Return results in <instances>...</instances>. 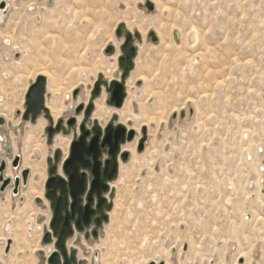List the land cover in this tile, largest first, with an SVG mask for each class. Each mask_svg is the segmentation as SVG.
<instances>
[{"label": "rangeland", "instance_id": "rangeland-1", "mask_svg": "<svg viewBox=\"0 0 264 264\" xmlns=\"http://www.w3.org/2000/svg\"><path fill=\"white\" fill-rule=\"evenodd\" d=\"M152 1L154 10L146 0H0V89L8 93L3 105L15 106L7 115L18 124L16 110L45 71L49 86L60 84L64 117L77 101L92 98L97 80L105 82L95 99L100 110L115 108L108 84L123 74L125 40L117 29L125 24L139 31L127 96L115 109L138 137L146 127L148 140L143 151L133 144L131 159L121 163L114 187L120 206L108 226L118 248L106 264H233L242 252L247 264H264V198L252 200L258 193L253 181L264 169V0ZM2 2L14 5L11 12ZM156 30L163 40L152 39ZM75 88L79 97L71 99ZM149 116L157 119L146 121ZM37 121H22L15 131V152L31 174L21 195L0 192L1 264H48L52 250L43 243L51 208L40 186L58 146ZM254 210L246 223L244 214ZM9 220L13 249L5 255Z\"/></svg>", "mask_w": 264, "mask_h": 264}, {"label": "flooded vegetation", "instance_id": "flooded-vegetation-1", "mask_svg": "<svg viewBox=\"0 0 264 264\" xmlns=\"http://www.w3.org/2000/svg\"><path fill=\"white\" fill-rule=\"evenodd\" d=\"M111 81L108 84L110 92L108 103L116 107L111 102L113 91ZM104 83L102 81L99 84L100 91L97 95L92 93L94 84L91 90L92 98L89 97L87 102L77 101L72 114L64 117L61 113L55 118L47 105L48 94L52 95L47 89V79L44 108L49 112L43 108L35 119L30 115L26 120L23 118L25 110L23 113L19 111L16 116L21 115L22 120L20 119L18 124L14 120L9 124L4 120L0 122V134L7 138V141L0 144V174L4 164L5 178H11L8 175L9 168L14 170L13 176L21 179L23 170L29 168L23 166L21 154L15 152L13 147L15 131H20L22 121L35 123L40 117H44L47 120L45 129L49 142L53 141L57 134L71 135L67 155L64 148L55 147L54 155L49 159L45 188L40 186L51 208L49 227L45 232L49 236L46 241L43 240L45 245L52 248L48 264H106L109 252L113 249L117 252L118 245L113 247L111 238L113 235L109 234L108 227L112 223L111 214L115 208L114 187L120 175L121 163L131 159L133 144L136 143L139 149V143L145 138L143 141L145 149L148 135L138 137V129L128 127L117 119V113L105 124L93 116L96 108L95 99L102 94ZM79 92V88H75L72 98L71 96L69 98L78 99ZM120 125L125 129L119 128ZM132 130L133 134L130 137ZM18 156V164L14 166L13 162ZM30 174L31 170L28 180ZM3 185L0 181V188ZM12 186L11 181L4 190L8 191ZM21 187L23 185L19 189ZM49 192H52L51 196H48ZM37 197L39 202L43 201L42 196ZM53 256L54 259L51 261L50 258Z\"/></svg>", "mask_w": 264, "mask_h": 264}, {"label": "water", "instance_id": "water-1", "mask_svg": "<svg viewBox=\"0 0 264 264\" xmlns=\"http://www.w3.org/2000/svg\"><path fill=\"white\" fill-rule=\"evenodd\" d=\"M146 6L148 7L149 10H154L155 9V3L152 0H146ZM1 7L4 8L5 11L9 10V6L6 2L1 3ZM117 34L118 35H124L125 40L124 43L121 45V49L123 51V55L119 56V64L123 68V74L121 75L120 78H116L111 81V89L112 91V97H111V102L116 105V107H121L124 105L126 96H127V83L126 79L129 75V73L132 71V69L135 66V59L137 57V46L133 44L135 39H141V34L139 31H131L127 28L125 24H121L118 29H117ZM150 36L154 41H158L159 38L156 34L155 31L150 32ZM112 50V47L107 48V52H110ZM46 82H47V77L44 74H40L37 76L35 81L29 86L26 96H25V112L23 114L24 119H29L30 115L32 119H35L38 114L41 113V110L44 108V102H45V90H46ZM102 82V80H98L95 84V88L93 89L92 93L94 95H97L100 91L99 84ZM46 112H49L47 108H44ZM90 111V107L88 109V112ZM190 115H193L194 109L190 107L189 109ZM19 113V112H18ZM177 115V114H176ZM175 115V116H176ZM186 116V111L181 110L180 112V118L184 119ZM0 122H3V118L0 119ZM119 128L125 129L123 125H120ZM133 130L130 132V137H132ZM143 135L146 137L148 135L147 133V128H143ZM145 138L141 140L139 143V150H144V145L143 141ZM19 160V156L16 158V160L13 162V165H17ZM4 162V161H3ZM3 166L1 167V174H0V181L4 184L1 188L0 191L4 192V187L8 184L11 183L12 179L11 178H5L3 176ZM30 173L29 168H25L22 172V179L19 177H16L14 180V185H13V193L14 194H19L20 192V186H27L29 180L28 176ZM52 192L48 193V196H51ZM23 199V198H22ZM49 234L46 233L43 240L46 241L48 239ZM13 244V239L9 238L7 240V245L5 248V252L8 253L11 249V246ZM188 246L185 244L184 249L187 250ZM176 252V248L174 250ZM55 256V255H54ZM54 256L50 258L51 261H53ZM239 263H244L245 259L243 257H240L238 260ZM1 264V263H0ZM150 264H156L155 261H151ZM158 264H167L165 260H161L158 262Z\"/></svg>", "mask_w": 264, "mask_h": 264}, {"label": "bare ground", "instance_id": "bare-ground-1", "mask_svg": "<svg viewBox=\"0 0 264 264\" xmlns=\"http://www.w3.org/2000/svg\"><path fill=\"white\" fill-rule=\"evenodd\" d=\"M56 2H58V1H56ZM31 4H35V3H33V2H31L30 3V5ZM57 4V3H56ZM12 5L13 4H8V6H9V11L11 12V10H12ZM14 6V5H13ZM70 8V7H69ZM14 9V8H13ZM15 10H16V8H15ZM16 13H17V11H15ZM14 12V14H16ZM53 12V11H52ZM51 11H50V13H52ZM58 12L59 11H57L56 13L58 14ZM38 12H35V14H37ZM55 13V12H54ZM64 13V12H63ZM4 14H5V12L2 10V11H0V19L2 20H4ZM53 14V13H52ZM52 16V15H51ZM37 20H41V17L40 16H38V18H37ZM52 25H53V23H51ZM47 27V26H46ZM157 31V35H158V37H160V39L161 40H163V35H162V33L160 32V30H156ZM19 46H14L13 48L14 49H17ZM3 71V70H2ZM144 73V72H143ZM142 73V74H143ZM41 74H44L45 76H46V74H48V72L47 71H45V72H42ZM144 75V74H143ZM47 77V76H46ZM142 78H144V80L146 81L147 79H146V77L144 76V77H142ZM140 79V78H139ZM47 89L49 90V92H51L52 93V95H51V98H49L48 99V101H47V105H48V107L51 109V112L53 113V115H54V117L55 118H58L59 116H60V114L65 110V104L63 103V101L61 100V97L58 95L59 94V91H60V84H58V82H57V80H54V82H52V84L49 86H47ZM132 102V101H131ZM130 104H132V103H130ZM95 105H96V110H95V112L93 113V116H95V115H97V116H95V117H97V118H99V119H102V116H105V115H111L113 112L114 113H117V114H119V110L120 109H115V108H107V110L105 111V112H103L102 110H100L101 108H103L104 106L103 105H100L99 103H97V101H95ZM98 106V107H97ZM9 107V108H8ZM14 108H15V106L13 105L12 107L11 106H5V105H3V107H2V111H4L5 113H6V115L9 113V111L8 110H6V109H10V111H13L14 110ZM97 109H98V112H97ZM161 113V112H160ZM146 117V116H145ZM159 119H161L162 118V116L161 115H159V117H158ZM80 119V118H79ZM157 118L155 117V116H149L147 119H146V121H152V120H156ZM165 121V120H164ZM155 122V121H154ZM37 123L40 125V126H43V125H46V121L43 119V118H39L38 119V121H37ZM158 125V124H157ZM54 141H55V145L56 146H58V147H61V148H63L64 147V149H65V152H66V154L68 153V149H69V144H70V141H71V135H69V136H65V135H62V134H57L56 136H55V138H54ZM15 149H16V147H15V145L13 146ZM126 148H128V147H126ZM131 150V149H130ZM255 156V155H254ZM247 157V156H246ZM245 157V158H246ZM253 157V156H252ZM244 158V159H245ZM243 159V160H244ZM253 159H255V158H253ZM245 162V161H244ZM247 163V162H246ZM254 163V162H253ZM255 164V163H254ZM246 165V164H245ZM244 166V165H243ZM247 167V166H246ZM245 167V170L247 169ZM255 167V166H254ZM244 169V168H243ZM247 171V170H246ZM264 169L263 170H261V173L259 174V177H258V180H256V181H253L254 182V184H255V182H257V184H258V186H259V193H253V195L255 194L256 196L254 197L253 195V198H252V200H257V199H259V200H261L262 198H264V191H262L263 190V188H264ZM254 172V171H253ZM256 172V171H255ZM242 173H244V172H242ZM8 175H10V176H13V174L10 172V170H8ZM243 175V174H242ZM245 178L244 179H246V176H244ZM242 178V177H241ZM242 180V179H241ZM245 181V180H244ZM247 187V186H246ZM247 189V188H246ZM262 189V190H261ZM250 192V191H249ZM248 192V193H249ZM7 193H10V190H8L7 191ZM12 196H14L13 194H12ZM24 198V197H23ZM250 199V198H249ZM24 200L25 199H23V201H22V199H21V202H24ZM263 200V199H262ZM256 202V201H255ZM264 203V202H263ZM253 205H256L255 203H254V201H253V203H252ZM116 206L117 205H119L120 206V202H116V204H115ZM263 206V208L261 207V206H259V207H261V209H264V205H262ZM118 207V206H117ZM252 212V211H251ZM251 212H246L245 214H244V221L246 222V223H248V222H251L253 219H254V216H255V212H256V210H254L253 212H252V214H251ZM261 212V211H260ZM264 214V213H263ZM260 216V215H259ZM260 218H261V220H262V215L260 216ZM258 219V218H257ZM264 219V218H263ZM258 221V220H257ZM12 225V222L9 220L8 221V223H7V226H8V229H3L4 230V232H5V234H6V236L5 237H3V239L5 240V239H7L8 237H10L9 236V233L14 229L13 228V225H12V227H10ZM10 227V228H9ZM235 237H237L236 235H235ZM236 240H238V239H236ZM235 240V241H236ZM6 242V241H5ZM13 245V244H12ZM15 245V244H14ZM239 245H240V243H239ZM4 246H5V243H4ZM4 246L2 247V248H4ZM175 247V246H174ZM11 248L13 249V246H11ZM242 249V248H241ZM233 250H236L237 251V245H234V247H233ZM243 250V249H242ZM245 251V250H244ZM10 252V251H9ZM6 253L5 252V255H10V253ZM167 252H168V250H167ZM238 252H240V251H238ZM246 252V251H245ZM244 252V253H245ZM169 253V252H168ZM233 254V253H232ZM170 255V254H169ZM168 255V256H169ZM233 256V255H232ZM232 256H231V259H232ZM10 257V256H9ZM236 257V256H235ZM240 257H245V254H243V252L242 253H240L238 256H237V258H236V260H235V262L233 263V264H247V262L245 261V263H239L238 262V260H239V258ZM245 259H246V257H245ZM213 262V261H212ZM225 262V261H224ZM166 263L167 264H171V263H169L168 261H166ZM208 264H212V263H208ZM218 264H221V262L220 263H218ZM223 264V263H222ZM225 264V263H224Z\"/></svg>", "mask_w": 264, "mask_h": 264}, {"label": "built area", "instance_id": "built-area-1", "mask_svg": "<svg viewBox=\"0 0 264 264\" xmlns=\"http://www.w3.org/2000/svg\"><path fill=\"white\" fill-rule=\"evenodd\" d=\"M2 63H0V78H1V74H2ZM8 95V93H6L5 92V90H3V89H0V106H1V109H2V107H3V104L5 103V99L7 98L6 96ZM23 105H24V107L22 108V110L21 109H18V110H16V113L17 112H21V113H23L24 112V110H25V102H23ZM16 113H15V115H16ZM17 117V116H16ZM1 118H3V120L5 121V122H7L8 124L9 123H13V118H11V117H9L8 115H6V113L4 112V111H0V119ZM20 119L22 120V118H21V115H20ZM4 138V140H2ZM3 141H7V138H6V136L4 135V134H0V144L3 142ZM11 177V179H12V183H13V185H14V180H15V178H16V176H10ZM255 185V184H254ZM251 187V186H250ZM256 189H257V191L256 192H258L259 193V186H257L256 185ZM10 189H12V193H13V186L10 188ZM262 190V189H261ZM262 191H264V188H263V190ZM1 192V191H0ZM6 191H4V192H1V193H5ZM13 195L14 196H19V195H21V191L19 192V194H14L13 193ZM21 197V199H22V196H20ZM8 240V239H7ZM6 245H7V243H6Z\"/></svg>", "mask_w": 264, "mask_h": 264}]
</instances>
